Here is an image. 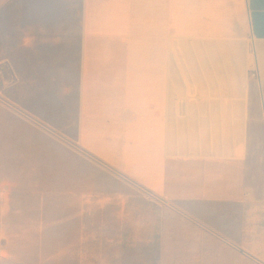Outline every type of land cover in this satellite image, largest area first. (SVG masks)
I'll return each instance as SVG.
<instances>
[{"label": "crops", "instance_id": "0c3cea01", "mask_svg": "<svg viewBox=\"0 0 264 264\" xmlns=\"http://www.w3.org/2000/svg\"><path fill=\"white\" fill-rule=\"evenodd\" d=\"M56 1L0 0L5 209L33 187L45 196L54 143L91 188L80 201L109 209L115 250L132 236L147 248L131 203L155 199V264H264V0H80L74 101L53 106L36 44L67 26Z\"/></svg>", "mask_w": 264, "mask_h": 264}, {"label": "rangeland", "instance_id": "374dc122", "mask_svg": "<svg viewBox=\"0 0 264 264\" xmlns=\"http://www.w3.org/2000/svg\"><path fill=\"white\" fill-rule=\"evenodd\" d=\"M56 2L67 6V26L64 31L55 32L53 29L55 40L51 43L36 44L40 74L50 79L51 94L47 92L45 98L48 102L52 101L53 106L74 101L80 24V0ZM43 87L40 89L43 90ZM67 88H70V93L66 91ZM60 135L59 140L71 147L75 144L72 139L64 140L59 132ZM52 150L51 187L46 189L45 196L39 194L42 193L41 188L33 187L30 194L19 197L24 202L12 201L10 207L5 209L2 200H13L12 191L11 188L0 189V264H140L141 255L147 256L148 264H155L158 235L152 230L160 227V200H134L131 203V210L143 211L142 216L148 217L143 221L152 228L148 231L147 248L136 249L135 236H132V243L120 241L119 250H115V245L110 243L115 236H110L107 230L108 226L116 224L110 219L109 209H103L101 214H93L96 203L86 198L80 201L82 195L91 196L92 191H85L91 188H78L74 181L75 172L68 170V167L75 168L79 164L77 159L65 147L54 143ZM85 172L90 175L92 171L89 167L85 168ZM97 179L102 182L101 190L108 191L103 194L113 193L110 189L118 188L107 186L111 179L107 174L100 173ZM106 205L113 206L112 203ZM138 221V217L133 219V222ZM98 224L99 234L94 233V227ZM120 236L125 237L123 231Z\"/></svg>", "mask_w": 264, "mask_h": 264}]
</instances>
